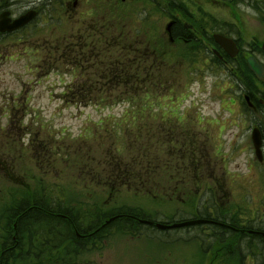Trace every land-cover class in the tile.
Listing matches in <instances>:
<instances>
[{"label": "rangeland", "instance_id": "374dc122", "mask_svg": "<svg viewBox=\"0 0 264 264\" xmlns=\"http://www.w3.org/2000/svg\"><path fill=\"white\" fill-rule=\"evenodd\" d=\"M63 1L16 0L17 15L40 4L38 22L32 32L22 30L15 37L0 38V245L13 236L10 231L13 222L8 228L4 221L5 216L15 215L12 202L23 196L32 197L31 193L37 197L43 195L53 211L68 213L72 210L78 222L76 231L82 234L96 229L94 220L104 222L114 215L131 216L124 211L129 209L139 214L133 215L139 219L166 226L203 216L174 200L155 201L148 195H134L124 188L110 195L103 186L109 184L106 164L111 152L124 150V161L132 163V152L139 146L134 144V137H140L141 132H156V125L192 123L193 131L199 136L211 137L213 155L222 172H227L231 185V193L223 200L225 214L222 219L212 216L213 220L229 218L238 208L234 204L243 203V199L246 209L253 193L249 186L252 164L247 134L238 132L245 123L237 115L235 104L227 99L226 85L223 89L220 87L223 77L217 72V75L212 74L203 64L204 56L200 58L195 54L198 50L191 51L184 44L170 45L163 31L166 22L179 13L182 18L185 13L191 21L209 31L222 25L219 22L236 20L254 27L257 23L254 18L258 17L246 10L241 3L243 0H153V3L138 0L125 4L122 0H113V17L122 15L127 19L119 24L113 20L114 42L121 30H129L135 41H147L146 29L149 38H156L152 49L159 55L158 67L151 73L152 78L136 81L156 87V98L148 100L151 109L144 111L124 100L104 104L110 100L106 99L107 92H97L98 99L105 102L96 104L94 94L91 100L65 101L64 92L67 94L69 88L75 91L74 85L80 87L78 79H73L70 67L58 64V68L50 69L53 62L47 59L54 52L48 48L51 40L60 39L64 30L71 28L72 20L65 19L61 11ZM29 36L32 45L27 42ZM119 59L116 54V60ZM159 82H163L161 88ZM104 84L84 88L87 92L89 87L94 91L106 89ZM166 146L168 159L170 151L169 145ZM155 147H160L157 140L152 149ZM172 150L180 151L174 145ZM195 164L197 168L192 164L191 170L182 166L184 174L210 175L207 161ZM90 179L96 183L91 181V184ZM204 202L195 203L202 207ZM42 214L38 219H46ZM124 220L129 222L126 225L130 233H124L126 228L120 230ZM35 221L31 235L28 233L26 237L49 236L53 239L50 249L62 254L59 260L45 259L46 255L33 260L18 252L14 253L16 264H251L247 254L239 259L233 250L224 254L220 251L219 258L216 253L213 256L209 253L218 249L217 244L222 241L218 239L223 237L218 236V229L213 225L162 230L154 225H132V220L125 218L112 221L101 232L106 234H91L87 244L78 247L67 240L76 236L68 226L61 228V219L49 220V225ZM58 238H61L60 245ZM243 251L247 253L246 248Z\"/></svg>", "mask_w": 264, "mask_h": 264}, {"label": "flooded vegetation", "instance_id": "af4514ba", "mask_svg": "<svg viewBox=\"0 0 264 264\" xmlns=\"http://www.w3.org/2000/svg\"><path fill=\"white\" fill-rule=\"evenodd\" d=\"M134 1L136 0H122L123 3ZM111 2L112 0H64L61 4V11L66 17L65 19L72 20L71 28L64 30L60 39L51 40L48 48L54 52L52 55L49 54L47 59L57 64L72 65L75 72L74 77L80 84L78 89L81 92L77 94L79 99L91 100L94 98L93 94L97 99L94 88L90 89L89 87L87 92L83 86L126 81L123 78L112 76V68L108 64L113 55L114 17L111 13ZM241 3L244 4L246 10L258 17L254 18L257 22L254 27L237 20V23L217 20L222 25L209 31L205 26L200 27L191 21L185 13L183 18L179 13L170 18L173 21L171 41H173V46L184 44L189 46L191 51L198 50L195 54L200 58L204 56L203 64L212 70V74L217 75L218 73L223 77L220 87L223 89L226 85V97L235 104L237 115L245 123L239 127L238 132L247 134L246 140L249 144L252 164L250 168L252 170L251 188L255 192L254 206L252 205L248 215H243L245 212L239 206L234 212L235 219L232 223L220 221L214 225L219 226L223 234L228 232L227 230H231L234 240L233 253L239 259H241V255L247 254L251 264H264V0H243ZM39 7L40 4H35L26 8L27 10H36L34 19L25 26L26 32H32L33 27L37 24L42 10ZM4 13H7L9 18L17 16L16 0H0V16ZM236 26L237 28H235ZM16 33L17 31L0 33V38L15 37ZM215 34L232 39L235 46L225 49L216 41ZM27 42L32 45L31 36ZM15 43L16 41H14ZM121 48L127 49L125 46H121ZM231 52H234L233 55ZM252 66L253 68H251ZM173 128H186L188 135L183 137L188 143H191L192 126L156 125V140L160 146L158 147L159 155L167 152V144L169 145L168 150L172 151L171 147L176 143V135L172 134ZM256 142H259V150L255 149ZM163 164L164 162L160 158L159 166L161 167ZM178 167L180 170L181 166ZM159 174H162L161 170ZM169 177L173 178L174 176L170 174ZM31 207L33 206L27 208L26 217L32 216L33 208L30 209ZM39 210H42L44 213L42 215H45L46 218L61 219V228L64 225L68 226L76 236L69 237L67 240L78 247L87 244L85 242L90 240L91 234L99 236L112 223V221L108 222V219L104 222L97 221V227L92 233L82 234L76 231L78 222L69 212L53 211L48 205H42ZM125 218L131 219L132 225L139 224L138 217L131 215ZM127 228L129 227L127 226ZM60 239H57L58 245H60ZM51 240L53 239L49 236L17 238L14 235L9 243V250L13 254L23 252L33 260L44 255H46L45 259L59 260L62 252L50 249ZM245 248L247 253L243 251ZM55 250H58V247ZM12 264H16V262L12 261Z\"/></svg>", "mask_w": 264, "mask_h": 264}, {"label": "trees", "instance_id": "16d2710c", "mask_svg": "<svg viewBox=\"0 0 264 264\" xmlns=\"http://www.w3.org/2000/svg\"><path fill=\"white\" fill-rule=\"evenodd\" d=\"M150 3H153V0H145ZM169 1V0H168ZM145 29V28H144ZM144 29L142 31H144ZM147 29L144 31L145 36L147 37V41H135L132 39V35L130 32L123 31L122 35L117 37L115 44H121L125 45L127 44L129 47L133 46L134 47H139L136 50H128L126 53L128 54L125 57H119L118 61V66L126 64L127 67V73L125 71H119L120 74L118 75L119 77H123L124 75H127V77H130L129 81L127 83L123 84H118L115 85V83L110 84V86H107L109 89L113 88V91L117 93L118 95L122 94V96H128L129 100L128 102H133L136 104L137 109H142V110H148L150 111V106L148 103V100L151 97H156V87H153V84L151 85H142V84H137V77L140 71L143 69V76L152 78L151 73L156 71V52L153 51V45L155 46L156 38L152 37L149 38L147 35ZM136 33H141V32H136ZM113 54L115 55L116 51L113 49L112 50ZM123 52V51H122ZM121 52V53H122ZM132 55H135L136 57L142 56V58H135L133 59ZM115 58V57H113ZM128 58V59H127ZM115 63V62H114ZM113 63V64H114ZM146 69V72L145 70ZM139 70V71H138ZM129 71V72H128ZM133 77V79H131ZM155 78V76H154ZM160 87V86H159ZM75 88V86H74ZM117 88V89H116ZM107 93L111 94V90H107ZM65 94V101L67 103L71 102H77L75 99V94L76 91L72 90V88H69V91ZM132 96H137L136 99H132ZM113 98V97H111ZM105 102V101H101ZM109 102H115L114 99H110L109 101L105 102V104H108ZM139 134V133H138ZM153 132H147L143 133L141 132V136H135L134 138L136 139L134 141V144H137L139 146H135L136 149L133 150V158H132V163H126V160L124 161V150L119 152L117 150H113L111 152V155L109 156L106 165L109 167L108 175H110L109 178V185L112 189H118L121 186H128L129 188H132L136 191L140 192H145L149 195H151L153 198L158 199L159 196L156 194V189H157V184L158 180L156 179V147L152 149L153 146H156V135ZM193 142V147L189 151V158L191 161H193V168L196 167V161L197 159L194 155V152L198 151L196 148L199 146H202L198 142L192 140ZM205 144V142H204ZM199 145V146H198ZM204 147V146H202ZM198 161L200 159H197ZM197 161V162H198ZM195 162V163H194ZM143 173V174H141ZM145 174V175H144ZM190 181L187 182L189 183V186L186 185V182H182V186H179V182L175 183L176 185L174 186L176 189L181 187L183 190L186 188H191L195 190L198 185L201 183L199 174H196L195 172L192 173L191 178L189 179ZM221 188L223 187L226 190V182L221 179L220 182ZM170 186V183H169ZM225 195L227 193L224 191ZM169 199H178L181 201L186 202L189 204L192 208L197 206L195 205L196 199H199V197L195 194H190V195H185V196H175V197H167ZM211 199V197H210ZM43 204H47L45 199H43V195H38L37 196H32V197H26L23 196L22 199L14 200L11 204L12 209L16 213L14 216L11 218L9 216H5L6 221L8 223V228H10V224L15 223L16 228L12 229V226L10 228V231L13 232V235H15L17 238H25L27 234L31 235V225L32 222L36 224H46L49 225V220H52L50 218H42L41 220L38 219L40 217V213L42 210H39ZM31 207L30 209L33 208V213L31 218H26L25 213L27 212V208ZM29 209V211H30ZM201 214L206 215L205 210H200ZM6 215V213H3V215ZM9 215V214H8ZM39 215V216H37ZM216 215H222L220 211L216 213ZM208 216V215H206ZM10 218V219H9ZM233 218L231 216L229 217V220L232 221ZM3 220V218H2ZM15 220V221H14ZM1 224H4L1 223ZM66 225H64V228ZM120 230H122V227L120 226ZM8 231V230H7ZM227 238H231V235H228ZM10 240H5L2 243L3 250H2V257L0 259V264H11V261H16L17 262V257H14V254L12 252H9V250H4V248L9 246ZM16 258V260H15ZM25 264V263H24Z\"/></svg>", "mask_w": 264, "mask_h": 264}, {"label": "water", "instance_id": "95a60500", "mask_svg": "<svg viewBox=\"0 0 264 264\" xmlns=\"http://www.w3.org/2000/svg\"><path fill=\"white\" fill-rule=\"evenodd\" d=\"M34 14H35L34 11L28 12V13L16 18L12 23H8L9 22L8 20L2 19L0 21V31L3 32V31H10V30L17 29V28L23 26L24 24H26L34 16ZM171 24L172 23L169 22L166 25V31L167 32H170ZM220 38H222V37H220ZM204 221L205 220H201V219L200 220H190V221H186L183 223L174 224L171 226H166V225H157V226L162 227V228H169V227H176V226L194 225V224L201 223Z\"/></svg>", "mask_w": 264, "mask_h": 264}]
</instances>
